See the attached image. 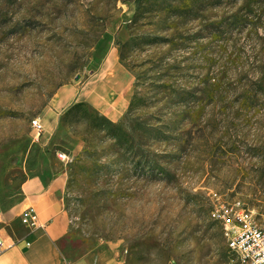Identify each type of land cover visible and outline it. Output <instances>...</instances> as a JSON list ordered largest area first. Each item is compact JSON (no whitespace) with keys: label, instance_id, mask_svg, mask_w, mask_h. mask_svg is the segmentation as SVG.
<instances>
[{"label":"rangeland","instance_id":"374dc122","mask_svg":"<svg viewBox=\"0 0 264 264\" xmlns=\"http://www.w3.org/2000/svg\"><path fill=\"white\" fill-rule=\"evenodd\" d=\"M107 56L130 83L116 120L73 97ZM32 173L68 261L110 241L122 264H243L212 211L264 227V0H0L2 211Z\"/></svg>","mask_w":264,"mask_h":264},{"label":"crops","instance_id":"0c3cea01","mask_svg":"<svg viewBox=\"0 0 264 264\" xmlns=\"http://www.w3.org/2000/svg\"><path fill=\"white\" fill-rule=\"evenodd\" d=\"M129 85L123 66L114 56H107L99 68L91 71L87 86L77 88L73 97L85 96L81 103L116 120L121 110L117 100L127 94ZM53 183L35 173L25 183L22 211L29 205L36 208L41 226L36 230L21 225L22 211L15 215L0 208V237L8 246L0 256V264H122L118 245L110 241L99 242L70 261L63 256L59 244L69 232V217ZM25 242L31 245L27 248Z\"/></svg>","mask_w":264,"mask_h":264},{"label":"built area","instance_id":"2783aa9c","mask_svg":"<svg viewBox=\"0 0 264 264\" xmlns=\"http://www.w3.org/2000/svg\"><path fill=\"white\" fill-rule=\"evenodd\" d=\"M34 142L39 141L45 131L40 119L31 121ZM69 162V157L60 155ZM212 218L220 223L228 247L239 257L243 264H264V227H261L253 212L240 208L237 204L217 202L212 211ZM20 223L30 230L41 227L39 216L33 205L27 206L20 214ZM30 242H25L28 248ZM8 246L0 237V256L5 253Z\"/></svg>","mask_w":264,"mask_h":264},{"label":"water","instance_id":"95a60500","mask_svg":"<svg viewBox=\"0 0 264 264\" xmlns=\"http://www.w3.org/2000/svg\"><path fill=\"white\" fill-rule=\"evenodd\" d=\"M80 77L77 78V80L79 79Z\"/></svg>","mask_w":264,"mask_h":264}]
</instances>
